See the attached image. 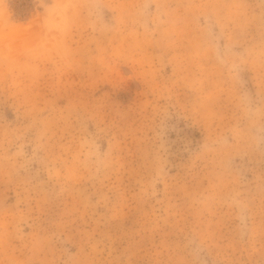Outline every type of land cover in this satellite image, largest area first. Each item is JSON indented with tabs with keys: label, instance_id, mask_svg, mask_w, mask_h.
<instances>
[{
	"label": "rangeland",
	"instance_id": "374dc122",
	"mask_svg": "<svg viewBox=\"0 0 264 264\" xmlns=\"http://www.w3.org/2000/svg\"><path fill=\"white\" fill-rule=\"evenodd\" d=\"M0 264H264V0H0Z\"/></svg>",
	"mask_w": 264,
	"mask_h": 264
}]
</instances>
